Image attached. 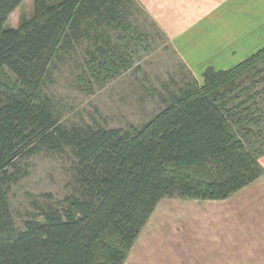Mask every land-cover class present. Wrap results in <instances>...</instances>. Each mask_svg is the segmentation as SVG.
<instances>
[{"label":"trees","instance_id":"trees-1","mask_svg":"<svg viewBox=\"0 0 264 264\" xmlns=\"http://www.w3.org/2000/svg\"><path fill=\"white\" fill-rule=\"evenodd\" d=\"M128 1L33 0V18L12 26L25 0H0V264H125L160 199L221 200L264 173L250 127L263 114L255 119L256 97L242 90L264 82V46L228 69L206 67L201 81L189 70L171 79L138 125L59 120L42 89L50 68L84 42L98 65L127 67L128 43L142 39ZM40 151L70 153L77 195L18 229L8 190L17 161Z\"/></svg>","mask_w":264,"mask_h":264},{"label":"crops","instance_id":"crops-1","mask_svg":"<svg viewBox=\"0 0 264 264\" xmlns=\"http://www.w3.org/2000/svg\"><path fill=\"white\" fill-rule=\"evenodd\" d=\"M198 80L264 46V0H136ZM264 259V173L228 198L159 200L125 264H255Z\"/></svg>","mask_w":264,"mask_h":264},{"label":"rangeland","instance_id":"rangeland-1","mask_svg":"<svg viewBox=\"0 0 264 264\" xmlns=\"http://www.w3.org/2000/svg\"><path fill=\"white\" fill-rule=\"evenodd\" d=\"M128 4V21L142 32V39L138 37L128 43L127 67L98 65L99 60L86 52L84 42L50 68L42 89L63 124L138 125L157 110L160 105L157 93L165 85H171V79L189 78L188 69L160 28L136 0ZM20 16L33 18V0H25L10 15L8 24L16 26ZM259 78L260 75L247 80L242 90L256 97V104H252L255 119L263 114L262 124L253 123L250 127L257 131L253 145L258 151L257 161L264 169V93H260L264 82H256ZM258 129H262L260 136ZM73 162L68 151H40L17 161L18 180L9 187L8 205L18 229H23L27 219H40L39 212L46 205L58 204L68 195H77ZM255 264H264V259Z\"/></svg>","mask_w":264,"mask_h":264}]
</instances>
